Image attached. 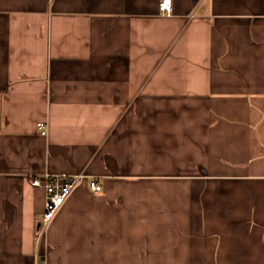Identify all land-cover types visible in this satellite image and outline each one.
I'll list each match as a JSON object with an SVG mask.
<instances>
[{"label": "crops", "instance_id": "1", "mask_svg": "<svg viewBox=\"0 0 264 264\" xmlns=\"http://www.w3.org/2000/svg\"><path fill=\"white\" fill-rule=\"evenodd\" d=\"M162 1L0 0V264H264V0Z\"/></svg>", "mask_w": 264, "mask_h": 264}, {"label": "built area", "instance_id": "2", "mask_svg": "<svg viewBox=\"0 0 264 264\" xmlns=\"http://www.w3.org/2000/svg\"><path fill=\"white\" fill-rule=\"evenodd\" d=\"M159 12L164 17L173 15V6L171 0H163L159 4ZM42 136H46L48 128L45 123L38 125ZM84 176L67 175H44L32 178V185L45 191V213L42 222L39 224L37 237L41 238L49 224L53 221L55 215L63 208L73 191L84 181ZM90 190L93 195L98 196L102 188L97 180L90 183ZM38 264H46V261L39 259Z\"/></svg>", "mask_w": 264, "mask_h": 264}]
</instances>
